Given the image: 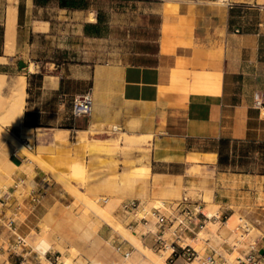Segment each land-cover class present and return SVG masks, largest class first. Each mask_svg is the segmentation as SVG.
<instances>
[{"label": "crops", "instance_id": "crops-1", "mask_svg": "<svg viewBox=\"0 0 264 264\" xmlns=\"http://www.w3.org/2000/svg\"><path fill=\"white\" fill-rule=\"evenodd\" d=\"M16 5L14 51L6 49V16L0 17V72L28 68L23 121L14 127L34 143V152L42 146L41 157L63 172L87 168L93 188L130 177L123 193L137 198L177 188L186 193L200 185L223 212L238 210L251 221L260 231L254 242L264 251V204L234 202L232 207L233 187L227 182L264 177V172L236 170L233 162L236 144L264 140V109L255 106L256 91L264 90V0H232V5L217 0H82L79 5L17 0ZM72 13L78 14L85 39L96 43L88 46L92 55L47 60L45 68L35 64L32 69V59L18 53L29 51L35 33L52 34L57 23L73 19ZM87 90L94 97L93 111L74 116V99ZM60 130L68 132L58 139ZM120 133L148 135V155L139 149L107 153L102 145ZM38 169L35 184L46 190L55 178ZM44 199L31 204V211Z\"/></svg>", "mask_w": 264, "mask_h": 264}, {"label": "rangeland", "instance_id": "rangeland-1", "mask_svg": "<svg viewBox=\"0 0 264 264\" xmlns=\"http://www.w3.org/2000/svg\"><path fill=\"white\" fill-rule=\"evenodd\" d=\"M16 1L1 0V19H4L5 16L7 17L8 7L12 3L16 4ZM71 16L73 19H69L66 23H57L56 29L52 34L41 35L40 33H35L33 44L30 46L29 51L19 52L18 55L30 57L32 59V69H35V64L38 69L41 67L45 68L47 60L72 61L90 57L92 54L87 53L88 46L94 48L96 43H89L80 31V18L78 14L74 15L72 13ZM10 70V72H4L8 78L11 77L10 75L24 74L27 81V76L29 77V75L26 71H28V68L14 67ZM0 90L4 91L1 92L2 94H8L6 86L1 87ZM5 118L6 112L0 108V194L4 192L8 184H11L10 189L12 191L10 193H12V197L10 198V202L14 198H17L18 203L22 206V210L19 213V229L26 235L28 243L37 251L39 249L36 247V243L40 239L39 236L42 237V234H46L53 242L50 252L59 254L60 256L59 264H63L65 256L72 257L69 264H146L143 254L130 240L133 245H131L132 252L128 257L116 251L109 240L110 235L116 233L129 239L130 235L127 233L131 232L139 235L142 243L151 249L154 248L153 250L155 252L158 251L159 255L165 254L166 261L169 264H173L167 258L171 249L160 250L142 234V231L146 229V225L140 222L138 225L132 227L127 223L144 215L146 210H149L155 204L162 203L164 200L181 197L184 194L183 191L177 188L170 193L159 194L153 191L152 194L139 195L138 197L142 200L143 206L146 207L145 211H139L137 214H124L120 210L121 202L129 197H137L133 194L123 193L125 181H131L130 177H122L120 180H110L103 185H99L97 188H93L89 185V181L94 177L88 173L87 168L75 167L70 172H63L49 164L43 166V169L52 172L55 182H52L51 186L46 188L43 203L35 211H31L30 191L36 186L38 180L35 185H30L29 179L33 175L34 170H39L38 166L40 164L36 163L38 162L36 158H34L33 162H29L32 165L31 167L28 166V163H25V158L28 156L27 149H30L26 147L23 138L18 135L19 133L14 125L4 124ZM3 127H7L14 134L15 138L4 136ZM42 130V128L37 129L39 136L43 134ZM127 137V134L120 133L111 140L110 144H107L108 146L102 145V147L109 154H116L118 152L127 153L139 149L142 151L143 157L148 155L152 145L148 138L145 139L149 137L148 135H129L130 139ZM17 139L20 140L24 147H14ZM122 140H124L123 146L121 145ZM39 148L41 149L42 146H38V150ZM7 149L11 150L10 157L17 164L21 165L20 167L11 168L12 174L10 175L3 173L4 167L8 166L4 154V151ZM234 150L233 162L236 170L246 168L258 173L264 172V140L254 142L252 145L245 143L236 144ZM16 153H21L24 156L23 159H19ZM16 159H19L20 162ZM27 166L29 170L31 169L30 171L27 169ZM32 169L34 170L32 171ZM190 171L198 174L201 173L196 168H191ZM35 176L37 179L38 174ZM19 177H22L23 181H20ZM227 182L233 187V196H231L232 207H236L234 202L244 203L246 207L264 204V177H260L259 179L234 178L227 180ZM13 185L17 186L15 191ZM120 191L122 193H119ZM201 191L203 189L200 185H194L188 188L186 193L192 197L204 199L206 203L204 210L207 213H222V218L213 217L210 220L214 221L209 220L207 226L202 228L198 233L186 236L185 242H194V247L199 250L201 255L215 248L227 257L228 261L223 264H230L234 261L237 254L248 249L249 243L254 241L260 231L238 210L232 213L238 212L245 218L243 220L238 219L239 222L231 228L227 226L226 221L232 213L230 211L223 212L221 204L212 199L210 191L204 190L205 192L203 193ZM2 209L0 199V219L2 218ZM11 212L12 209L10 207L7 209V214ZM115 220L123 224V230L119 229ZM1 228L2 236L7 239L8 228L5 226ZM128 229L129 232H127ZM104 231H109V235L106 236ZM7 257L8 252L1 249L0 264ZM43 260H45L44 255ZM194 263L200 264L198 260Z\"/></svg>", "mask_w": 264, "mask_h": 264}, {"label": "built area", "instance_id": "built-area-1", "mask_svg": "<svg viewBox=\"0 0 264 264\" xmlns=\"http://www.w3.org/2000/svg\"><path fill=\"white\" fill-rule=\"evenodd\" d=\"M219 3L232 5V0H217ZM255 106L264 109V90L256 91ZM94 108V97L91 90L78 94L73 103V115H89ZM27 148L33 149L34 143L28 138L23 139ZM22 180V179H20ZM14 189L16 186H13ZM45 186L36 185L30 191L29 200L36 207L42 202L45 196ZM12 193L1 195L2 218L0 219V250L8 252V257L1 264H59L60 256L48 250L43 254L37 251L28 243L27 237L19 229V208L20 204L15 205V200L10 202ZM12 209L7 214V209ZM120 210L124 214H137L139 211H145L143 202L140 198H126L121 202ZM222 218V213L215 212L208 215L204 210V205L200 197L195 198L184 193L181 197L172 200H164L162 203L153 205L146 210L144 215L129 221L127 224L136 226L140 222L146 225L142 231L149 241L160 250L171 249L167 258L175 264L177 258L183 259V264H195L196 260L200 264H223L228 261L227 257L217 249L201 255L199 250L192 244L185 242V237L193 233H198L207 226V222L212 218ZM8 228V237L4 238L1 234V227ZM116 251L130 256L133 245L127 237L119 233L112 234L109 237ZM7 241V245H6ZM50 252V253H49ZM230 264H264V251L261 250L256 242L249 243V247L237 254L234 261Z\"/></svg>", "mask_w": 264, "mask_h": 264}, {"label": "bare ground", "instance_id": "bare-ground-1", "mask_svg": "<svg viewBox=\"0 0 264 264\" xmlns=\"http://www.w3.org/2000/svg\"><path fill=\"white\" fill-rule=\"evenodd\" d=\"M17 11H18V7L16 4L12 3L8 7V12H7V17H6V30H5L6 40H5V44H6V49L10 52L15 47V37H16V30H17ZM10 76L11 77L8 78L6 73L0 72V89H1V87H4V86H6L8 89L7 90L8 94H6V95L2 94L1 92H4V91L0 90V108H2L6 112V118L4 119V124L16 125V124H21L23 121L24 111H25V107H26L25 103H26V94H27V89H26L27 81H26V76L24 74H15V75H10ZM67 132H68V130H60L56 137L58 139H61L62 136L64 134H66ZM3 134H4V136L9 137V138L10 137L15 138L14 134L7 127H3ZM14 147L15 148H21L24 146L20 142V140L17 139L16 142L14 143ZM24 149L26 150V148H24ZM42 149L43 148H41V149L39 148L38 152H34L31 149L30 150L27 149L28 152L27 151L26 152L28 153V156L25 158V161H26L25 163H28L29 167L32 166L29 162L30 161L33 162L34 158H36L39 162V163L38 162H36V163L40 164V166H42V167L50 164L41 157L40 152ZM10 153H11L10 149H7L4 151V154L6 157L5 160L8 164V166L4 167V171H3V173L6 175L12 174L11 168H15L16 166H19V167L21 166L20 164H17L12 159V157H10V155H9ZM28 166H27V169L29 170ZM27 169H25V170L27 171ZM33 170L34 169H32V171ZM39 173H40V170H34V172L32 173L33 175L29 179L30 185H34L37 182L35 175H37ZM10 185L11 184H8V186L6 187L4 192L0 194V197H1V195L9 194L12 191L10 189ZM93 204H95V203H93ZM92 206H94V205H92ZM93 208H96V207H93ZM214 213L209 212L208 215H213ZM244 218L245 217H243V215L239 214L238 212L232 213L229 216L228 220L226 221V224H227V226H229L231 228L239 222L238 219L243 220ZM115 222L118 224L119 229L123 230V224H121V222L120 223L117 222L116 220H115ZM121 232H123V231H121ZM127 232H129V229ZM129 233H127L128 235H130L129 240L133 244H135V246L143 254V257L146 259V264H169L165 259V257H166L165 254L159 255L160 253L158 254L157 253L158 251L155 252L153 250L154 248L151 249L150 247H148L144 243H142V240H141L139 235H137L136 233H131V232H129ZM39 238L40 239H38V242L36 243V247L44 255V253L47 252L48 249L52 246L53 242L51 241V239L46 234H42V237L39 236ZM190 244L195 246L194 242H191ZM65 257L66 258L64 259L63 264H69V261H71L72 257H70V256H65Z\"/></svg>", "mask_w": 264, "mask_h": 264}, {"label": "trees", "instance_id": "trees-1", "mask_svg": "<svg viewBox=\"0 0 264 264\" xmlns=\"http://www.w3.org/2000/svg\"><path fill=\"white\" fill-rule=\"evenodd\" d=\"M63 5H79L82 3V0H61Z\"/></svg>", "mask_w": 264, "mask_h": 264}]
</instances>
